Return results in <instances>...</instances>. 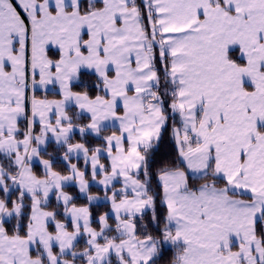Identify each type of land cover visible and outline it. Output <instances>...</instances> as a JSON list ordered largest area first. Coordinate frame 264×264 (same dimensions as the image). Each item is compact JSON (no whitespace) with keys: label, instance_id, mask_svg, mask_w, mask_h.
Listing matches in <instances>:
<instances>
[{"label":"snow or ice","instance_id":"obj_1","mask_svg":"<svg viewBox=\"0 0 264 264\" xmlns=\"http://www.w3.org/2000/svg\"><path fill=\"white\" fill-rule=\"evenodd\" d=\"M0 264H264V0H0Z\"/></svg>","mask_w":264,"mask_h":264}]
</instances>
